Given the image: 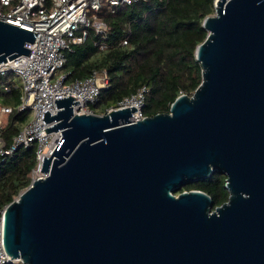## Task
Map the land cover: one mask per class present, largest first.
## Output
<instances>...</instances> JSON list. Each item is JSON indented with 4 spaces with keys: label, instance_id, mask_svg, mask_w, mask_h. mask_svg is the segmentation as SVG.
<instances>
[{
    "label": "water",
    "instance_id": "obj_1",
    "mask_svg": "<svg viewBox=\"0 0 264 264\" xmlns=\"http://www.w3.org/2000/svg\"><path fill=\"white\" fill-rule=\"evenodd\" d=\"M194 47L200 81L167 112L133 105L72 111L53 98L59 130L2 207V247L24 264H264V0H216ZM31 30L0 19V62L27 55ZM225 174L211 207L187 181Z\"/></svg>",
    "mask_w": 264,
    "mask_h": 264
},
{
    "label": "trees",
    "instance_id": "obj_2",
    "mask_svg": "<svg viewBox=\"0 0 264 264\" xmlns=\"http://www.w3.org/2000/svg\"><path fill=\"white\" fill-rule=\"evenodd\" d=\"M212 9V0H134L113 8L101 3L95 16L105 22L107 30L95 32L87 27L86 38L63 51L61 70L67 80L105 71L106 84L87 103L96 114L114 108L141 86L145 88L141 114L167 112L175 96L190 95L200 81L201 68L193 50L206 35L201 21ZM20 93L14 73L0 74V105L11 108L0 127L3 149L11 145L12 136L30 117L29 108L16 107ZM35 148L36 142L30 141L9 153L0 152V209L30 182ZM224 179V173L213 171L202 179L187 181L175 192L188 188L207 192L213 208L227 197Z\"/></svg>",
    "mask_w": 264,
    "mask_h": 264
},
{
    "label": "built area",
    "instance_id": "obj_3",
    "mask_svg": "<svg viewBox=\"0 0 264 264\" xmlns=\"http://www.w3.org/2000/svg\"><path fill=\"white\" fill-rule=\"evenodd\" d=\"M134 0H0V19L23 29L31 30L33 40L24 43L28 48L27 55L19 54L9 60L0 62V74L14 73L19 81L20 96L17 108L30 109L29 120L12 136L11 145L2 148L0 152L9 153L17 145L28 146L30 141L36 142V165L31 176H40L38 171L43 156H47L58 142L59 130L44 128L56 121L49 119L45 123L41 120L42 111L48 110L49 115L56 113L53 98L69 95L70 104L74 113L92 112L87 103L92 102L98 90L106 82L104 70H97L85 78L66 79V72L61 70L65 61L63 51L71 45L78 44L86 38L87 27L91 26L95 32H105L107 25L95 16V11L101 3H106L109 8L116 5L130 4ZM216 0H212V6ZM125 43V41H122ZM145 88L141 86L135 94L118 101L115 107L134 105L131 113L132 120L143 115L142 106ZM114 107V108H115ZM108 108L106 110H109ZM105 110V111H106ZM11 108L0 105V127L5 116ZM2 208L0 209V229ZM24 264L20 257L9 258L2 247L0 230V264Z\"/></svg>",
    "mask_w": 264,
    "mask_h": 264
},
{
    "label": "rangeland",
    "instance_id": "obj_4",
    "mask_svg": "<svg viewBox=\"0 0 264 264\" xmlns=\"http://www.w3.org/2000/svg\"><path fill=\"white\" fill-rule=\"evenodd\" d=\"M2 119H5V116H2Z\"/></svg>",
    "mask_w": 264,
    "mask_h": 264
}]
</instances>
